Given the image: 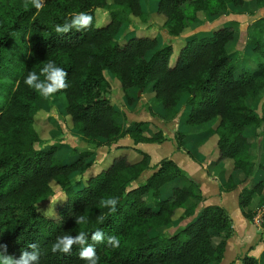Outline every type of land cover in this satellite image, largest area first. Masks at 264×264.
Segmentation results:
<instances>
[{"label":"trees","instance_id":"1","mask_svg":"<svg viewBox=\"0 0 264 264\" xmlns=\"http://www.w3.org/2000/svg\"><path fill=\"white\" fill-rule=\"evenodd\" d=\"M246 2L158 0L155 12L163 20L162 28L178 37L198 22L214 20L230 6L242 8ZM248 2L264 8V0ZM24 3L0 0V250L5 246L17 259L24 251L36 255L37 260L29 264H85L79 253L88 246L96 249L98 264H219L234 233L232 218L217 205L205 206L196 214L204 197L179 164L165 157L151 167L148 152L118 145L114 148L117 153L111 151L109 157H113L107 166L83 179V186L74 187L72 176L85 168L93 151L73 148L76 158L63 162L57 156L63 144L45 147L36 127L37 115L43 111L40 103L45 99L23 81L28 72L39 73L49 60L63 68L68 87L55 96L71 130L96 148L117 144L126 137L134 145L168 140L161 129L152 132L148 121L122 125L120 110L109 98L112 87L106 73L118 79L128 106L136 100L132 91L143 93L149 85L165 119H175L183 103L190 110L182 125L210 124L206 130L216 137L215 165L231 163L221 191H231L260 172L253 187H244L238 196L243 216L252 220L253 196L259 195L264 203L260 147L264 94L257 108L247 99L254 101L264 92V17L256 19V33L250 40L262 60L248 73L228 51L235 36L231 22L210 35L184 37L170 65L173 46L165 43L158 47L157 36L130 35L124 44L115 40L132 17L147 22L150 12L144 11L141 0H45L39 12L26 9ZM97 8L109 16L101 25H96L94 17ZM80 12L92 16L87 29L70 27L66 33H55L54 24L71 23V16ZM148 52H152L150 57ZM147 108L154 115V108ZM246 129H250L249 135ZM174 139L176 148L193 160L202 163L206 159L199 150L202 139L188 146L180 129L174 132ZM255 143L259 151L256 160ZM150 169L153 172L144 181L132 186ZM54 185L65 195L56 206V217L39 209L53 196ZM113 196L118 198L115 212L103 205L104 199ZM80 216L85 217V224L77 223ZM186 219L189 221L183 228L166 233L176 220ZM81 231H85L84 242L74 243L70 253L52 252L51 245L59 237H75ZM96 232L103 234L100 241L92 239ZM113 235L120 239L118 248L107 246L108 237ZM241 261L259 264L248 254Z\"/></svg>","mask_w":264,"mask_h":264},{"label":"rangeland","instance_id":"2","mask_svg":"<svg viewBox=\"0 0 264 264\" xmlns=\"http://www.w3.org/2000/svg\"><path fill=\"white\" fill-rule=\"evenodd\" d=\"M242 7L244 16L239 17L240 22L232 21L235 29L234 40L230 42L227 46L229 53L232 58L237 60L240 66H244L248 73L252 72L257 63L262 60V58L253 50L252 45L250 44V40L252 39L255 32V24L256 19L259 17H264L261 15V12L258 8H256L252 2H248ZM158 0H141L142 7L144 11L150 12L149 18L147 22H142L137 17H132L131 24H126L123 26L121 31L115 37V40L118 44H124L130 35L135 36H157L159 39V46L161 47L165 43L172 44L173 46V54L170 58V65H172L176 59L177 51L179 47L184 43L185 38L187 36H204L210 35L212 31L222 25L223 23H229L228 21L221 22L220 16H225V13L218 16L214 20H202L195 24L192 30L188 33H185L183 36H171L167 33L165 29L162 28V18L157 15L155 12V8L157 6ZM264 10V8H263ZM228 12V11H227ZM264 13V11H263ZM164 17L163 15H161ZM94 17L96 19V25H101L109 20V16L106 10L97 8L94 10ZM203 18V16H201ZM236 22V23H235ZM133 25H136L135 27ZM215 25V26H213ZM213 26V27H212ZM152 52L147 53V57H150ZM236 75H238L236 73ZM106 77L111 83L112 92L110 94V101L116 107L119 108L121 113L120 121L124 127H127L133 121H148L151 123V131L155 132V129H161L166 136L167 139H172L171 136L176 130L177 124H182L185 117L188 115L190 108L186 107V109H181L179 116L176 119V125L173 124V120H168L164 118V114L160 116L158 103L155 99H152V91L150 90L151 85H149L145 92L139 93L136 92V100L133 105L128 106L126 102H123L122 91L119 87V81L116 77H114L110 73H106ZM151 94V96L149 95ZM264 92H261L255 100L263 99ZM251 98L247 99L248 104H253ZM181 103V107H182ZM43 108V111L37 115L36 118V127L38 128L42 139L44 140V146L47 147L50 144H63L64 147L60 148L57 153L58 158L63 162H71L76 157L72 154L71 150L76 148L78 151L83 150H92L93 156L88 160L87 165L83 168L79 173H76L72 176L71 182L74 187L83 186V179H86L88 176L96 173L100 167H105L110 162L111 151L114 150L113 155L117 153L115 151L116 144L111 146H101L96 148L95 146L85 142L82 137L76 132L71 130L70 120L67 116H65L64 111H62L61 103L56 96L54 98L45 100L43 103H40ZM147 105L152 106L155 110L154 115H151L147 110ZM179 120V121H178ZM209 125L206 126H183L182 132H184L187 136V145L190 146L191 141H198L200 139V130L201 128L208 129ZM249 130L246 129L247 135H249ZM129 138V137H128ZM126 140V138L124 139ZM121 139L117 144L124 145L127 141ZM131 141V139L129 138ZM175 140V139H174ZM173 142V140H170ZM257 143H255L256 145ZM144 146L140 148V150L152 153L154 160L158 158L157 151L160 150L161 144L156 143H148L143 144ZM147 145V147H146ZM261 147V153L264 158V143ZM139 149V148H138ZM194 152V150H193ZM258 145H257V153L256 159L258 155ZM195 154V153H194ZM178 157L172 156L171 159L177 160L176 162H181L187 157V154L182 151H177ZM135 154L132 153L130 155L131 158H135ZM181 156V158H180ZM130 158V159H131ZM264 161V160H263ZM264 163V162H263ZM182 164V163H181ZM182 167V166H181ZM186 166H184L185 168ZM185 169H188L187 167ZM151 174L150 170L143 172L140 177L132 184V186H136L138 183L144 181ZM260 172L256 173L255 176L252 177L251 184H254L257 178L260 176ZM174 182L168 184V186L173 185ZM54 194L53 196L39 205V209L42 212L49 213L53 217H56V206L60 204L64 199L65 195L61 190L58 189L56 185L53 186ZM198 209V208H197ZM196 214L199 212L196 210ZM178 215L175 216L177 218ZM189 219L186 220H176L167 230L166 233H173L181 228H183Z\"/></svg>","mask_w":264,"mask_h":264},{"label":"crops","instance_id":"3","mask_svg":"<svg viewBox=\"0 0 264 264\" xmlns=\"http://www.w3.org/2000/svg\"><path fill=\"white\" fill-rule=\"evenodd\" d=\"M258 9L260 10L261 15L262 14L264 15L263 8H258ZM227 11L224 12L225 13L224 17L222 15L223 13L220 14L222 15L220 16L221 22L224 21H228L231 23H233L232 21L240 22L238 18L244 16L243 8H234L230 6ZM136 92L138 91L134 89L132 91V94L136 96ZM139 93L140 92H138V95ZM260 100L261 98L259 100L258 99L254 100L253 101L255 102L254 105L253 104L252 105L249 104V105L252 106L253 108H257ZM181 109H186L185 105L182 104V107L180 106L178 116L181 112ZM159 114L161 116L162 114H164V111L161 110ZM177 117L173 119L174 125H176ZM182 128H183L182 124L180 123L177 124L176 130L180 129L182 131L184 130ZM176 130H174V132ZM257 132H259V130H257ZM199 134H200V139H202L201 142H203V144L199 147V150L205 154V158H206L202 163L193 160L188 155L181 162H176L177 160L175 159L172 160H174L177 164L182 166L183 170L188 174V176L199 185V190L202 196L204 197V201L197 206L199 212L205 206L217 205L225 208L228 214L230 215V217L232 218L233 221L232 227L234 229V233L226 242L224 256L219 264H242L241 260L246 254L257 258L259 264H264V222L261 223L260 225L255 223L258 216H264V203L260 201L259 195H254L250 204L251 211L255 213L253 219L249 220L243 216L241 209L238 205L239 193L244 187L250 189L253 187L254 184H251L252 183L251 180L247 179L246 181L238 184L237 187L231 191H227V192L221 191L220 187L225 181V175L227 170H229V168L231 167V163L224 161L220 163L218 166L215 165L214 152H215L216 137L214 135H209V133L205 128L204 129L201 128ZM171 138L172 139H168L163 143H160L161 144L159 146L160 150L157 151L158 158L154 160L153 154L149 153L151 156V162H150L151 167H155L159 163V161L165 157L170 159L172 156L178 157L179 155H177V151H182L185 153V151L178 150L176 148L174 133L171 136ZM170 140H173V142ZM124 141H127V143H125L124 145L139 149L144 146L143 144H148V143H138L134 145L132 139L130 141L128 137H126V140ZM263 143H264V139L262 138L261 146ZM118 145L120 144H116V146ZM256 153H257V145L254 146L255 160H256ZM263 160L264 158L262 157L261 158L262 163L264 162ZM184 166H186L188 169H185L186 167L184 168ZM150 172L152 173L153 170L150 169ZM237 177L240 178L241 176L238 175ZM261 196L264 197V190L262 191ZM197 208L196 210L198 211Z\"/></svg>","mask_w":264,"mask_h":264},{"label":"clouds","instance_id":"4","mask_svg":"<svg viewBox=\"0 0 264 264\" xmlns=\"http://www.w3.org/2000/svg\"><path fill=\"white\" fill-rule=\"evenodd\" d=\"M45 0H25L24 7L34 8L39 12L43 9ZM92 23V16L80 12L71 16V23L65 20L64 23L54 24L52 27L57 34L66 33L70 27H77L87 29ZM43 76V79H41ZM66 71L57 66L55 61L49 60L39 70V73L30 71L24 78L23 83L30 89L37 92L45 100L54 98L55 94L68 87L66 83ZM118 198L113 196L103 200V205L109 207L110 211L115 212ZM78 224H85V217L80 216L77 218ZM102 233L96 232L92 239L100 241L102 239ZM85 231L79 232L75 237L69 235H63L59 237L52 245V252H56L59 249L60 253L68 254L71 252V246L74 243L84 242ZM107 246L111 248H118L120 246V239L117 236H110L107 240ZM3 250H0V264H29L30 261H36V255H30L26 251L22 252L20 257L14 258L12 255L7 253L5 246H2ZM79 258L85 262V264H98L99 256L97 255L96 249L93 246L84 247L80 253Z\"/></svg>","mask_w":264,"mask_h":264},{"label":"built area","instance_id":"5","mask_svg":"<svg viewBox=\"0 0 264 264\" xmlns=\"http://www.w3.org/2000/svg\"><path fill=\"white\" fill-rule=\"evenodd\" d=\"M264 222V216H258L257 220L255 221L256 224L260 225Z\"/></svg>","mask_w":264,"mask_h":264}]
</instances>
